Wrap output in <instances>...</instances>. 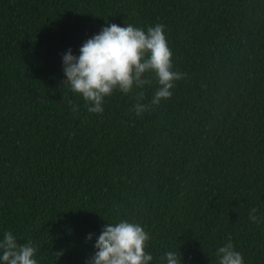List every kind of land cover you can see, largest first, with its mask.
Instances as JSON below:
<instances>
[{
  "label": "trees",
  "instance_id": "trees-1",
  "mask_svg": "<svg viewBox=\"0 0 264 264\" xmlns=\"http://www.w3.org/2000/svg\"><path fill=\"white\" fill-rule=\"evenodd\" d=\"M111 23H163L185 74L139 117V90L100 115L62 83L63 54ZM121 219L150 233V264L176 250L218 264L228 237L264 264V0H0V240H31L38 264H87Z\"/></svg>",
  "mask_w": 264,
  "mask_h": 264
},
{
  "label": "clouds",
  "instance_id": "clouds-1",
  "mask_svg": "<svg viewBox=\"0 0 264 264\" xmlns=\"http://www.w3.org/2000/svg\"><path fill=\"white\" fill-rule=\"evenodd\" d=\"M173 51L170 49L165 25L156 23L146 29L127 24L123 27L111 23L98 34L87 39L79 49V55L68 49L62 56V81L73 93L81 94L87 111L102 115L104 101L114 91L129 95L136 90L132 111L141 116L152 107L173 95L175 82L185 74L173 70ZM146 74H154L158 87L149 103L144 100L145 86L152 84ZM78 111V105L65 98ZM257 209L249 211V220L257 223ZM92 239L88 234L87 241ZM150 233L140 223L121 219L118 223H107L93 245L95 252L87 264H150L151 253L145 251ZM39 246L31 240L18 243L12 231H5L0 240V264H38L36 254ZM58 258L62 252L55 253ZM218 264H245L244 256L237 251L230 237L215 251ZM166 264H181L178 250L167 251L161 258Z\"/></svg>",
  "mask_w": 264,
  "mask_h": 264
}]
</instances>
